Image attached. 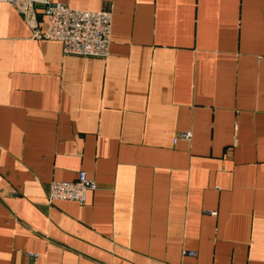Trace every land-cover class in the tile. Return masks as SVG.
<instances>
[{
  "label": "crops",
  "instance_id": "1",
  "mask_svg": "<svg viewBox=\"0 0 264 264\" xmlns=\"http://www.w3.org/2000/svg\"><path fill=\"white\" fill-rule=\"evenodd\" d=\"M55 1L110 11V54L0 0V264H264V0Z\"/></svg>",
  "mask_w": 264,
  "mask_h": 264
},
{
  "label": "built area",
  "instance_id": "2",
  "mask_svg": "<svg viewBox=\"0 0 264 264\" xmlns=\"http://www.w3.org/2000/svg\"><path fill=\"white\" fill-rule=\"evenodd\" d=\"M16 5L33 27L34 36L60 40L67 54L106 58L110 54L112 14L106 10H83L70 7L65 2L55 0H2ZM40 6L45 16L41 25L35 19L36 8ZM182 137L192 138L190 131ZM97 184L82 170L74 181L53 180L49 184L48 199L74 200L84 204L89 192L96 190ZM16 192V191H14ZM190 254H195L190 252ZM31 258L38 254L27 252ZM95 264H104L95 262Z\"/></svg>",
  "mask_w": 264,
  "mask_h": 264
}]
</instances>
